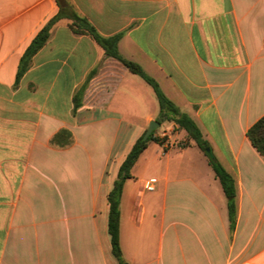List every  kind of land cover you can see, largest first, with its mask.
I'll return each mask as SVG.
<instances>
[{"label": "crops", "instance_id": "1", "mask_svg": "<svg viewBox=\"0 0 264 264\" xmlns=\"http://www.w3.org/2000/svg\"><path fill=\"white\" fill-rule=\"evenodd\" d=\"M156 79L236 183L228 201L206 154L174 122L126 181L128 264H264V0H66ZM58 0H0V264H119L108 201L121 164L156 121L154 91L62 18L19 76ZM80 106L75 107V97ZM153 143V145L151 144ZM157 179L154 191L144 188Z\"/></svg>", "mask_w": 264, "mask_h": 264}, {"label": "trees", "instance_id": "2", "mask_svg": "<svg viewBox=\"0 0 264 264\" xmlns=\"http://www.w3.org/2000/svg\"><path fill=\"white\" fill-rule=\"evenodd\" d=\"M60 12L40 31L33 40L32 44L26 50L19 76L23 75L28 67L32 57L42 49L50 38L51 29L54 24L62 18L72 21L71 28L76 34L88 35L104 50L106 56L115 58L121 62L131 73L140 76L148 85H150L158 99L160 106V119L164 122H174L178 129L186 132V146L191 143L196 144L208 157L209 163L215 172L216 177L222 184L224 193L228 201L229 218L232 230L235 227L237 217L236 195L237 188L234 177L227 172L221 162L214 156L212 152H207L211 145L197 125V123L186 113H183L163 92L159 83L149 76L143 68L136 62L123 57L118 48L122 34L111 37L102 36L96 28L85 18L81 17L74 11L72 6L66 0H58ZM80 106V97H75V107ZM161 121L157 122L161 124ZM154 131L148 139L144 135L140 137L133 145L131 151L120 166L118 177L114 182V186L109 193L108 201L110 205L109 214V234L112 243V253L119 264H128L124 258L120 243V202L124 185L127 180L132 179V169L137 163L141 154L148 148L150 142L163 144L165 139L155 136ZM248 137L256 150L264 157V116L258 120L248 131Z\"/></svg>", "mask_w": 264, "mask_h": 264}, {"label": "rangeland", "instance_id": "3", "mask_svg": "<svg viewBox=\"0 0 264 264\" xmlns=\"http://www.w3.org/2000/svg\"><path fill=\"white\" fill-rule=\"evenodd\" d=\"M156 80V79H155ZM157 81V80H156ZM158 82V81H157ZM159 83V82H158ZM160 85V83H159ZM161 86V85H160ZM162 88V87H161ZM163 90V89H162ZM151 91H154L153 88H151ZM164 92V91H163ZM165 93V92H164ZM154 97L156 99V103H157V106H156V109H157V117H156V120L158 121H161L160 119V106H159V102H158V99L155 95V92H154ZM164 121H161V126L159 127L158 130H163L165 128V125H164ZM150 126V124L148 125V127ZM157 130V129H156ZM155 130V131H156ZM175 134V141H176V146H179L181 147V143H184V140L180 139V137L177 135L176 131L173 132ZM153 145V143H151Z\"/></svg>", "mask_w": 264, "mask_h": 264}, {"label": "built area", "instance_id": "4", "mask_svg": "<svg viewBox=\"0 0 264 264\" xmlns=\"http://www.w3.org/2000/svg\"><path fill=\"white\" fill-rule=\"evenodd\" d=\"M165 137H163L164 139ZM163 146H165V148H169L171 147V143L168 142V141H164L163 143ZM181 148H185L186 147V144L185 143H181ZM156 183H157V179H150L148 181L145 182L144 184V188L147 190V191H154L155 188H156Z\"/></svg>", "mask_w": 264, "mask_h": 264}, {"label": "water", "instance_id": "5", "mask_svg": "<svg viewBox=\"0 0 264 264\" xmlns=\"http://www.w3.org/2000/svg\"><path fill=\"white\" fill-rule=\"evenodd\" d=\"M160 125H159V123L158 122H156V121H153V122H151L150 123V126H149V128H148V130H147V132L145 133V135H144V138L145 139H148L149 138V136L159 127ZM208 151H210L209 149H208Z\"/></svg>", "mask_w": 264, "mask_h": 264}]
</instances>
